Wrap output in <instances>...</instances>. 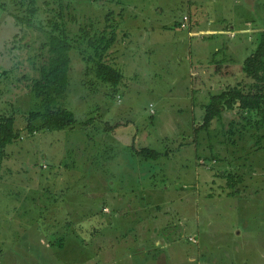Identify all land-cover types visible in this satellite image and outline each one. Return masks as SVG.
Segmentation results:
<instances>
[{
	"label": "rangeland",
	"instance_id": "obj_1",
	"mask_svg": "<svg viewBox=\"0 0 264 264\" xmlns=\"http://www.w3.org/2000/svg\"><path fill=\"white\" fill-rule=\"evenodd\" d=\"M37 8L24 25L15 15H27L28 0H0V115L21 131L0 152V264H264V132L244 128L235 112L196 132L212 97L241 82L264 31V0H38ZM106 17L117 43L105 59L124 74L117 88L97 79L99 58L77 39L87 25L99 33ZM51 21L75 40L62 106L76 124L30 135ZM195 24L231 32L192 37ZM199 42L208 45L201 58ZM143 148L162 157H138ZM223 171L239 176L234 188ZM75 219L95 221H85L86 233L71 228Z\"/></svg>",
	"mask_w": 264,
	"mask_h": 264
},
{
	"label": "trees",
	"instance_id": "obj_2",
	"mask_svg": "<svg viewBox=\"0 0 264 264\" xmlns=\"http://www.w3.org/2000/svg\"><path fill=\"white\" fill-rule=\"evenodd\" d=\"M37 3L38 0H28L27 15L24 17L15 15L17 22L31 26L38 13ZM110 15L112 13H109ZM105 23L104 28L99 33L98 29L94 28V24L81 27L77 39L82 43L85 42L87 47L98 56L99 61L94 69L97 79L104 84L117 88L122 84L124 74L120 69L108 64L105 59L117 43V34L111 28L109 17H106ZM50 24L51 31L48 34V42L45 43L47 58L38 68L39 77L33 81L31 86L35 107L27 116L26 130L30 135L39 132L72 129L76 124L74 114L62 106L70 84L71 52L74 49L75 40L71 37L67 25L63 21H51ZM214 68L217 75L221 77L229 75L234 79L238 77V75L235 76L233 70H230L231 67L229 66L225 68L215 66ZM241 73V82H239L240 78L238 77L236 83L233 84L234 86L228 84L220 94L212 97L209 105L204 107V122L196 129L197 133L208 130L215 120L222 118L224 112H235V114L242 116L246 122L245 125H242L244 128L248 127L258 132H264V31L259 32L256 49L244 61L241 66ZM20 132L16 127L14 116L0 115V152L5 151L7 147L19 140L21 138ZM231 133L233 135L234 130ZM257 138L262 140L264 135H258ZM228 143L231 142L228 141ZM135 152L138 157L149 161H157L162 157L161 153L149 148ZM219 173L228 180L229 188L235 187L236 179L238 180L239 176L226 171ZM51 206L54 205L47 206L46 211ZM85 221L90 223L95 220ZM85 221L75 219L70 222L71 228L79 227V229L86 230L87 233L88 227L85 226ZM33 222L40 224L36 218ZM66 225L68 228L69 222ZM89 230L88 233L91 238L100 234L95 226ZM64 239L65 237L59 239L62 246H64ZM80 243L84 245L85 239H81ZM50 245L54 246L55 244L51 242Z\"/></svg>",
	"mask_w": 264,
	"mask_h": 264
},
{
	"label": "crops",
	"instance_id": "obj_3",
	"mask_svg": "<svg viewBox=\"0 0 264 264\" xmlns=\"http://www.w3.org/2000/svg\"><path fill=\"white\" fill-rule=\"evenodd\" d=\"M195 2H198V0H194ZM200 1V0H199ZM189 21H190V19H189ZM209 25L210 24H207L206 26H200V25H198V24H195L194 26H192L191 25V27H192V29H194L193 30V32H190L189 33V35L190 36H192V37H194V35L195 36H197V35H205V36H208V35H213V34H216V33H227V34H230L229 32H231L229 29H231V28H229V29H224L223 27H221V28H210L209 27ZM232 29H234V27L232 28ZM194 31H196V32H194ZM244 31V29H240L239 30V32H243ZM207 43H205V42H199L198 44H197V47H196V55L199 57V58H201L202 56H204L205 55V52H206V50H207ZM232 54V53H231ZM207 59V58H206ZM232 59V58H231ZM230 59V60H231ZM199 61H201V60H199ZM230 66V65H229ZM215 67V66H214ZM210 70V68H208V69H206V68H204V67H202V69H201V73H203L204 75H206V74H208V71ZM192 73V72H191ZM213 76H216L215 74L213 75ZM161 240H157V243H156V241H154L153 243L155 244V245H157V247H159V246H161V244H162V242L164 241V240H162V238H160ZM155 249H153L152 251H154ZM148 251H150V250H148ZM156 251V250H155ZM147 251L145 250L144 251V253H146Z\"/></svg>",
	"mask_w": 264,
	"mask_h": 264
},
{
	"label": "built area",
	"instance_id": "obj_4",
	"mask_svg": "<svg viewBox=\"0 0 264 264\" xmlns=\"http://www.w3.org/2000/svg\"><path fill=\"white\" fill-rule=\"evenodd\" d=\"M184 22H189V17L185 16V17H184ZM181 27H182L183 29L188 28V26H187L185 23H182Z\"/></svg>",
	"mask_w": 264,
	"mask_h": 264
}]
</instances>
